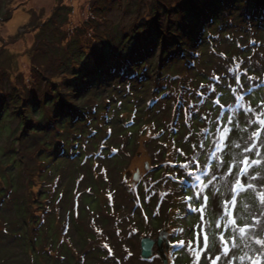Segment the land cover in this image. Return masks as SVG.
Returning <instances> with one entry per match:
<instances>
[{
    "label": "rangeland",
    "instance_id": "rangeland-1",
    "mask_svg": "<svg viewBox=\"0 0 264 264\" xmlns=\"http://www.w3.org/2000/svg\"><path fill=\"white\" fill-rule=\"evenodd\" d=\"M234 56L264 79V0H0V264H194L189 249L170 242L195 245L199 225L218 239L219 213L188 212L181 197L192 194L190 182L165 183L172 169L157 165L183 160L173 142L192 154L200 137L185 142L184 102L195 99L188 89L223 74ZM228 82L217 85L226 105ZM262 101L264 87L245 107ZM211 106L208 98L202 111ZM204 126L195 119L191 130ZM249 136L233 133L227 157L207 160L217 187L228 176L216 167H239L237 142ZM249 187L226 220L244 226L264 211V194ZM132 227L138 232L129 235ZM197 264H206L203 254Z\"/></svg>",
    "mask_w": 264,
    "mask_h": 264
},
{
    "label": "snow or ice",
    "instance_id": "snow-or-ice-1",
    "mask_svg": "<svg viewBox=\"0 0 264 264\" xmlns=\"http://www.w3.org/2000/svg\"><path fill=\"white\" fill-rule=\"evenodd\" d=\"M227 39L231 40V36ZM249 43L253 47L256 45L255 40ZM237 46L239 47V45ZM211 52L216 53V49L212 48ZM218 55L227 60L225 53L220 52ZM196 56L199 57L200 53H196ZM243 63V60L237 61L234 56L232 64L226 68L223 74H217L214 70L208 77V84L201 83L195 90L188 89L189 96L195 97V99L184 102V127L189 129L185 142L190 140L193 135H199L200 139L191 143V155L183 149L175 148V142H173L177 157H183V160H169L166 161L165 165H157L158 168L167 166L172 169L171 172L167 173L165 183L171 181L183 185L186 181L190 182L192 194L181 197L188 212L200 214L201 219L209 207L219 213L217 227L224 229V231L220 233L218 239L212 236L210 242L203 225H199L195 229L199 233L195 238V245L192 240L187 241L186 244L184 239H176L170 242L173 248L189 249L195 255L194 264L201 260L202 254L206 264H220L221 260H224V264H264V211L255 210L250 222L244 226H240L235 218L226 220L229 215V207L238 206L239 200L251 191L250 185L257 192L264 194V172L260 171L261 168H264V101L255 107L251 104L245 107L246 96L252 94L254 90L264 87V79L249 75L247 68L242 69ZM224 80L229 81L226 86L232 94L233 103L230 105L222 103L221 96L217 95V85ZM208 98L211 99L212 106L207 111H202L208 102ZM240 114L245 116L243 129H241ZM36 119H40V117L37 116ZM195 119H199L205 125L199 133L191 130L192 121ZM153 128H155V124H153ZM174 130L178 131V126H175ZM225 130L227 135L224 138L223 147H221L220 133L225 132ZM240 130L250 132L247 143L237 142L236 149L243 152V162L239 167L236 165L226 166L225 163L216 167L220 176L225 174L228 176V180L220 187L224 188L227 185L229 191L222 194L220 187H217V171L212 170L209 174L204 169L208 167L207 160L216 163L218 156L227 157L232 148V134ZM163 132L164 129H161L152 139H159ZM110 134L111 129H109ZM149 136H151V132ZM210 140L211 145L209 146ZM162 147L167 148V145H162ZM111 151L116 153L118 149L112 148ZM201 157H206L204 164L200 163ZM226 167L227 172L225 171ZM233 179L235 180L234 184L231 183ZM181 190L188 191V189L183 188ZM131 191L134 194L137 193L136 188H132ZM147 191L146 188L145 192ZM170 194V189L163 193L165 197ZM108 195L111 199L112 193ZM220 196L225 197L222 202L219 201ZM193 202L199 207H196ZM153 215H158V213L154 212ZM177 216L180 219L185 218L184 215H181L180 209H177ZM234 216L235 210L233 209ZM144 219L147 221L148 216L145 215ZM93 226L95 227V225ZM241 228L244 229L243 232L240 231ZM96 231L102 234L101 229L97 228ZM184 231V228L173 229L172 234L175 236L177 232L183 233ZM136 232L138 229L132 227L129 235ZM117 235H119V231H117ZM102 247L107 250L109 256L114 255L113 249L108 243H104ZM211 249H216L214 254ZM125 251L127 252L126 258H131L133 253L127 248Z\"/></svg>",
    "mask_w": 264,
    "mask_h": 264
},
{
    "label": "trees",
    "instance_id": "trees-1",
    "mask_svg": "<svg viewBox=\"0 0 264 264\" xmlns=\"http://www.w3.org/2000/svg\"><path fill=\"white\" fill-rule=\"evenodd\" d=\"M117 60H120L119 58H117ZM122 60V59H121ZM123 61V60H122ZM172 90H174L173 88H172ZM57 150H59V148H57ZM106 190V189H105ZM104 192V191H103ZM69 244V243H68ZM45 261V260H44ZM46 262V261H45Z\"/></svg>",
    "mask_w": 264,
    "mask_h": 264
}]
</instances>
